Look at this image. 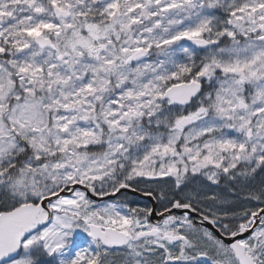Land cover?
Returning <instances> with one entry per match:
<instances>
[{"label": "snow or ice", "instance_id": "snow-or-ice-1", "mask_svg": "<svg viewBox=\"0 0 264 264\" xmlns=\"http://www.w3.org/2000/svg\"><path fill=\"white\" fill-rule=\"evenodd\" d=\"M0 264H264V0H0Z\"/></svg>", "mask_w": 264, "mask_h": 264}]
</instances>
